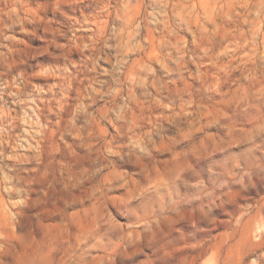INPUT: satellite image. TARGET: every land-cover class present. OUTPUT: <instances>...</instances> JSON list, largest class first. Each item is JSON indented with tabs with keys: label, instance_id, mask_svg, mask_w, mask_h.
Segmentation results:
<instances>
[{
	"label": "clouds",
	"instance_id": "clouds-1",
	"mask_svg": "<svg viewBox=\"0 0 264 264\" xmlns=\"http://www.w3.org/2000/svg\"><path fill=\"white\" fill-rule=\"evenodd\" d=\"M258 85L264 0H0V264H264Z\"/></svg>",
	"mask_w": 264,
	"mask_h": 264
},
{
	"label": "rangeland",
	"instance_id": "rangeland-1",
	"mask_svg": "<svg viewBox=\"0 0 264 264\" xmlns=\"http://www.w3.org/2000/svg\"><path fill=\"white\" fill-rule=\"evenodd\" d=\"M191 38H192V37H191V34H188V35L186 36V39L191 40ZM221 38H223V36H221ZM152 55H158V53H154V54H152ZM189 69H190V71H194V70H195V66H193V65H189ZM214 87H217V86L214 85ZM262 90H264V85H258L257 88H256V91H257V92H260V91H262ZM221 227H223V225H222ZM218 235H219V233H218ZM204 264H213V257H212V256H209V257L204 261Z\"/></svg>",
	"mask_w": 264,
	"mask_h": 264
}]
</instances>
